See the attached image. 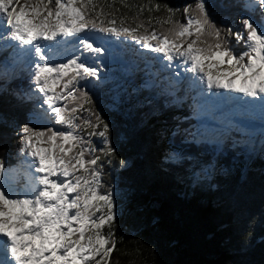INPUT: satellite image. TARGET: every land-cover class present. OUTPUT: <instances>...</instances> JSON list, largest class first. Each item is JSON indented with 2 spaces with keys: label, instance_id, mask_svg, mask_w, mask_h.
Segmentation results:
<instances>
[{
  "label": "snow or ice",
  "instance_id": "snow-or-ice-1",
  "mask_svg": "<svg viewBox=\"0 0 264 264\" xmlns=\"http://www.w3.org/2000/svg\"><path fill=\"white\" fill-rule=\"evenodd\" d=\"M163 7L168 15L156 23L170 27L150 31L151 17L132 27L128 18L105 12L94 0H0V52L11 49L29 65L30 79L47 105L36 123L15 128L21 136L18 152L31 158L24 163L38 175L31 193L0 183V264H110L116 203L110 188L101 189L116 150L109 123L81 83L100 75L94 63L104 49L92 33L130 37L162 59L187 66L193 74L188 79L207 90L242 94L264 105V0H248L244 7L259 16L241 18L242 30L235 32L217 26L206 0L184 6L186 22L174 19L179 9ZM160 9L157 3L154 10ZM70 42L78 54L59 59V46ZM241 43L244 50L237 52ZM12 123L0 113V127ZM93 137L102 138V146ZM4 174L0 159V178Z\"/></svg>",
  "mask_w": 264,
  "mask_h": 264
},
{
  "label": "trees",
  "instance_id": "trees-1",
  "mask_svg": "<svg viewBox=\"0 0 264 264\" xmlns=\"http://www.w3.org/2000/svg\"><path fill=\"white\" fill-rule=\"evenodd\" d=\"M94 3L128 18L132 27L151 17L149 30L164 31L170 25L156 23L168 15L164 5L179 9L174 19L186 22L183 8L196 0ZM157 3L159 11L154 10ZM206 3L217 26L234 32L242 30L241 18L257 15L244 7V0ZM139 68L117 82L118 74L100 90L87 88L93 100L98 98L95 110L109 123L116 150V159L104 168L101 189L110 188L116 203L110 264H264V139L245 147L249 137L238 135L235 141L219 133L223 148L197 142L193 120H188L190 105L183 110ZM149 82L154 86L144 87ZM39 98L27 70L0 72V113L14 122L0 127V159L16 171L21 136L15 128L33 122ZM92 139L102 146V138Z\"/></svg>",
  "mask_w": 264,
  "mask_h": 264
},
{
  "label": "rangeland",
  "instance_id": "rangeland-1",
  "mask_svg": "<svg viewBox=\"0 0 264 264\" xmlns=\"http://www.w3.org/2000/svg\"><path fill=\"white\" fill-rule=\"evenodd\" d=\"M21 4H23V0H21ZM92 39L94 40L95 44L102 47L104 51L99 55V57L96 59L94 66L97 68L99 72V79H93L86 82H81L82 84H86L87 88L92 87V85L95 87V89L100 90L102 87H104L106 84L112 83L115 80V76H117V72H120L123 74V76H127L128 72L125 66L122 65V58H121V51L123 50L122 43H132L131 39H128L126 37L120 36H109L106 34H99V33H92ZM134 42V41H133ZM137 46L140 47V49H145V53L150 54L154 58L157 59L158 65L164 64L165 59H162L161 54L154 53L142 46L141 43L134 42ZM130 45V44H128ZM60 49V55L59 59H67L69 57H72L76 54H78L77 46L74 43H69L68 45L59 46ZM1 60L3 61L5 58L8 59L6 63H0V72L4 73H12L15 75V73L18 71V68H21L22 70H27V73L31 74L32 69L29 67V65L23 61V60H17L13 55H11V49L7 51L0 52ZM180 68V67H179ZM178 68V69H179ZM169 74H172L173 77L182 79V76L185 74L181 72H177L175 69L168 70ZM173 72V73H172ZM9 76V75H8ZM7 76V79H9ZM190 76V73L187 74V78ZM184 81V80H183ZM183 81L180 83L182 84ZM33 82V81H32ZM36 91V88H35ZM36 93L42 98V103L37 106V119L33 121V123H36L37 120H39V110L43 113L45 109L47 108V105L43 104V95ZM98 98H95V104L98 103ZM96 107H99L98 104H96ZM100 115L102 116V112L99 111ZM84 117L88 118L87 112L84 113ZM40 130V129H38ZM259 129H254L255 132H257ZM95 141H97L95 139ZM259 141L262 143V139H259ZM251 143V142H250ZM25 159L31 160L30 157H26V154L18 153L17 157H15L16 163H17V171L15 170V167H11L9 165H5V174L3 178H0V183H4V186L8 188L11 185H14L17 189L31 193L32 189L35 187L36 181L35 177L38 174H35L25 163ZM167 163V162H166ZM24 174H27V178L29 179L28 185H24L25 179L21 180L20 177H22ZM25 178V177H24Z\"/></svg>",
  "mask_w": 264,
  "mask_h": 264
},
{
  "label": "bare ground",
  "instance_id": "bare-ground-1",
  "mask_svg": "<svg viewBox=\"0 0 264 264\" xmlns=\"http://www.w3.org/2000/svg\"><path fill=\"white\" fill-rule=\"evenodd\" d=\"M250 126H252V124H250Z\"/></svg>",
  "mask_w": 264,
  "mask_h": 264
}]
</instances>
